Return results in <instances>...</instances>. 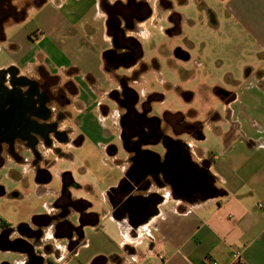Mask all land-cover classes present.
<instances>
[{
  "label": "crops",
  "instance_id": "0c3cea01",
  "mask_svg": "<svg viewBox=\"0 0 264 264\" xmlns=\"http://www.w3.org/2000/svg\"><path fill=\"white\" fill-rule=\"evenodd\" d=\"M11 1L0 0V9H6L8 5L16 11L15 3ZM27 1L33 5L31 11L35 14V23L21 25L11 36L6 29L17 25L26 12L21 10L13 24H4L0 13V41H5L10 49L9 60L5 66H0V71H5L0 74V86L21 93L27 85L21 83L22 80L33 83L54 80L52 82L59 86H66L65 92L76 102V121L97 130L99 120L91 110L98 104L103 109L106 104L90 103L93 92H97L95 85L101 83L109 71L105 61L112 46L104 48L95 41L100 29L89 19L84 18L77 24L73 19L75 10L70 15L62 11L66 6L70 7L73 0ZM88 1H92L90 7L99 9L97 16L102 23L105 20L102 29L111 44L110 8L119 4L132 5L136 11L134 17L146 5V0ZM165 1L158 0L160 8L165 7ZM178 1L181 5L189 3V0ZM195 2L213 17L214 26L224 38V50L229 51L233 61V68L225 72V76L234 86L218 85L214 91L226 113L205 108L203 121L194 118L199 115L194 111L185 112V115L181 111H167L166 116L173 122L183 116L187 123L199 124L200 133L195 138L190 131L181 136L171 127L166 131L174 140L184 139L192 149L189 157L182 161L167 159L171 148L168 144L143 143L141 149L156 159L155 166L165 163L170 173L164 182L157 179L151 187L144 186L143 179H132L129 175L134 164L129 157L134 150L131 145H124L125 156L117 158L120 175L105 192L112 216L108 214L102 219V214L93 209L94 204L86 202V211L96 213L98 222L82 224L80 217L72 222L77 230L76 246L69 248L65 243V253L55 255L56 264H93L99 257L98 264H211L212 259L226 263L236 249L243 251L248 264H264V0ZM69 11L71 9L67 8ZM179 20L193 23L183 12L177 16ZM132 23L127 36L138 41ZM219 78L220 75L217 81ZM71 83L75 92L69 90ZM186 93L188 98L184 97L185 100L192 101L195 94ZM117 115L122 129L123 110L120 107ZM207 129L219 142L200 146L198 143L209 137ZM107 144L109 152L118 157V147ZM180 168L185 171L180 172ZM38 169L35 170L36 184L47 188L53 178L52 172L49 170V179L41 181ZM61 196L62 192L57 191L56 200ZM150 206L157 212L147 217ZM80 227L85 242L78 245ZM144 240L147 242L145 252L139 249ZM0 245L4 250L19 252L21 264H27L24 260L29 258L28 252L12 249L8 243ZM148 250L153 253L145 257ZM159 252L166 258L161 259Z\"/></svg>",
  "mask_w": 264,
  "mask_h": 264
},
{
  "label": "rangeland",
  "instance_id": "374dc122",
  "mask_svg": "<svg viewBox=\"0 0 264 264\" xmlns=\"http://www.w3.org/2000/svg\"><path fill=\"white\" fill-rule=\"evenodd\" d=\"M11 2L15 3L16 11L4 16V24L17 22L16 18L21 10L26 13L17 25H11L6 29L9 36L21 25L32 21V24L35 23V14L33 15L34 12L31 11L33 5L28 4L27 0ZM90 3L92 4V1L73 0L70 7L66 6L62 11L69 14L75 10L76 17L74 16L73 19L77 24L87 18L98 26L100 31L96 33L95 41L105 48L111 45V41L106 38V31L102 29L105 20L102 23L97 16L99 9L90 7ZM164 4L165 7L160 8L158 0H146V5L140 14L132 18L137 33L136 38L143 53L142 63L133 68H119L113 71L108 69L101 83L95 85L97 92H93L90 105L97 101L106 104L105 108H101L102 110L100 104L91 110L99 120L98 131L76 121L78 118L76 102L71 101V105L68 106V100L72 96L65 92L62 101L66 104L65 112L70 113V118L67 122H62V126L69 125L73 131L70 134V143L60 142L61 144L56 143V146H59L61 151L67 154L66 156H60L48 147L42 150L43 158L40 160L33 159L26 148L19 151L18 158L6 149L0 153V230L4 226L12 228L26 221L38 229V223L46 221L49 214L55 213L56 193L64 191V184L67 181L71 195L77 199L78 206H80L79 200L92 202L93 209L102 214V219L106 218L109 214V202L105 192L111 184L117 182L120 175L117 158L126 154L117 115L119 106L109 94L119 78L123 77L130 83L138 92L141 101L151 103L153 114L157 116H163L167 111H181L184 115L185 112L194 111L199 113L194 117L195 119L205 121V116L202 114L205 108H214L220 114L226 113L225 106L215 96L214 91L218 85L224 88L234 86V83H230L225 76V72L233 68V61L229 51L224 50V38L214 26L213 17L208 11L201 10L195 0H189L185 5H181L178 0L172 2L166 0ZM6 7L10 8L8 5ZM116 7L117 10L125 11L131 16L136 14L132 5L119 4V7L118 5ZM67 8L71 11L67 12ZM181 12L187 13L193 23L188 20L177 21V16ZM129 32L130 29L127 33ZM84 34L87 36L86 32ZM130 41L131 44H138L136 40ZM0 44V66H5V62L9 60L10 49L5 41L2 43L0 41ZM220 55L223 56L222 59ZM219 75L221 78L217 81ZM186 92L195 94L192 101L185 100ZM207 134L209 136L207 141H200L198 145L212 146L219 142L212 131L207 129ZM107 142L118 147V157L109 152ZM46 159L52 162L50 167L44 162ZM40 167L52 172L53 178L47 188L46 185L36 184L35 170ZM109 216L111 217L112 214L110 213ZM70 220L78 221V213L74 212ZM42 228L44 234L35 244L36 253L29 255V258L24 260L25 263L40 256L43 257L44 263L56 264L55 255L64 254L66 251L65 241L55 237L53 226ZM14 236L20 237L18 234ZM1 239L5 240V238ZM14 247L23 252L28 250L19 245ZM146 247V240L139 244V249L143 252L146 251ZM21 258L19 252L4 250L0 245V264L4 262L21 264Z\"/></svg>",
  "mask_w": 264,
  "mask_h": 264
},
{
  "label": "flooded vegetation",
  "instance_id": "af4514ba",
  "mask_svg": "<svg viewBox=\"0 0 264 264\" xmlns=\"http://www.w3.org/2000/svg\"><path fill=\"white\" fill-rule=\"evenodd\" d=\"M12 12L14 10L11 6L10 8L0 9L3 18ZM130 16L125 11L117 10L115 6L110 8L111 27L109 31L112 36V47L106 53L107 70L133 68L142 63L143 53L140 43L137 41L138 46L131 44L132 41L130 40L132 39L127 36V31L132 27L131 23L133 22V15ZM130 21L131 23H129ZM20 82L27 85L21 93L17 90L11 91L15 99L12 103V109H16L19 114L21 112V115L24 113L25 117H31L36 123L31 124L28 121H22L11 126L9 130L7 128V131L0 129V153L3 149H6L11 155L18 158L19 151L26 148L25 150L30 152L33 159L40 160L43 158L42 150L48 147L53 149L56 154L66 156L67 154L62 152L59 146H56V143L61 144L60 142L62 144L70 143V134L73 131L69 125L64 124L65 126H62V122L65 123L70 118V113L65 112L66 104L62 101L66 95V86H59L56 82L46 80L40 83L26 80ZM69 90L75 92L76 88L72 84ZM109 94L118 103L120 110H123L121 122L122 142L125 146L131 145L130 147L134 150L132 156L129 157L134 161L129 170V175L132 179H143L141 183L146 187L152 184L153 178L164 182L163 179L170 176L167 164L162 163L155 166L156 159L149 152L141 149L143 143L163 142L171 146L167 155L169 161L186 160L190 155V150H192L190 146L184 139H172L166 134V131L171 127L178 136L190 131L197 138L200 133V125L187 123L183 116L173 122L166 116L167 112L161 117L152 115L151 103L141 101L138 92L123 77L118 79ZM184 97L188 98V93H185ZM71 101V99L68 100V106L71 105ZM23 158L24 156L21 159ZM44 162L49 167L52 165V162L47 159ZM180 169V172L185 171L183 168ZM37 174L41 181L47 179V175H50L49 170L45 168L38 169ZM172 181H174V178ZM67 182L64 184V191H61L62 196L54 203L56 206L55 213L49 214L46 221L38 223V229L29 225L28 221L22 222L16 227H6L4 232L0 234V243H8L14 249V246L17 245L26 247L29 255L35 254V244L44 234L42 227L53 226L55 237L64 240L69 248L72 247L76 240L77 230L70 218L76 212L82 223L85 210L82 205L81 207L78 206L77 201L72 198ZM154 212H157V210L154 209V206H150L147 217ZM15 234L20 237H15ZM1 238H5V240ZM27 263L43 264L44 259L39 256L30 259Z\"/></svg>",
  "mask_w": 264,
  "mask_h": 264
},
{
  "label": "water",
  "instance_id": "95a60500",
  "mask_svg": "<svg viewBox=\"0 0 264 264\" xmlns=\"http://www.w3.org/2000/svg\"><path fill=\"white\" fill-rule=\"evenodd\" d=\"M4 73L5 71H0V74ZM11 91L12 90H9L4 86H0V129L3 131H7V128L9 130L11 126L21 123L22 121H28L31 124L36 123L31 117H25L24 113L21 115V112L19 114L16 112V109H12V103L15 99ZM47 178L49 179L50 175H47ZM153 181H157V179L153 178ZM149 187H151V185Z\"/></svg>",
  "mask_w": 264,
  "mask_h": 264
},
{
  "label": "built area",
  "instance_id": "2783aa9c",
  "mask_svg": "<svg viewBox=\"0 0 264 264\" xmlns=\"http://www.w3.org/2000/svg\"><path fill=\"white\" fill-rule=\"evenodd\" d=\"M262 206V205H260ZM148 235V234H147ZM148 236H151V234H149ZM153 253L152 250H148L146 253H145V257H148L149 255H151ZM158 256L161 258V259H165L166 256L164 253L162 252H159L158 253ZM211 264H248L245 256H244V253L241 249H236L234 250L231 255H230V259L228 262L226 263H220L218 260H214L212 259Z\"/></svg>",
  "mask_w": 264,
  "mask_h": 264
},
{
  "label": "trees",
  "instance_id": "16d2710c",
  "mask_svg": "<svg viewBox=\"0 0 264 264\" xmlns=\"http://www.w3.org/2000/svg\"><path fill=\"white\" fill-rule=\"evenodd\" d=\"M183 1V0H182ZM79 203H80V207H81V205L84 207V210H85V215H84V217L82 216V224H88V223H96V222H98V215L96 214V213H89V212H87L86 210H87V204H86V202L84 201V200H79L78 201ZM79 231H80V235H79V237H80V243L78 244V245H80V244H82V243H84L85 242V239H84V237H82V233H81V227H80V229H78ZM78 231V232H79ZM76 245L75 244H73V246H72V248H74ZM101 259V257H99V258H96L95 260H94V262H93V264H98V261Z\"/></svg>",
  "mask_w": 264,
  "mask_h": 264
}]
</instances>
